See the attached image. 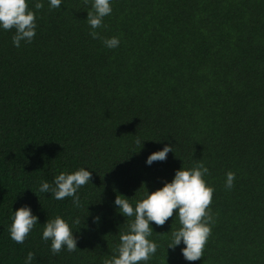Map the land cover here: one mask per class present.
<instances>
[{
    "label": "trees",
    "instance_id": "16d2710c",
    "mask_svg": "<svg viewBox=\"0 0 264 264\" xmlns=\"http://www.w3.org/2000/svg\"><path fill=\"white\" fill-rule=\"evenodd\" d=\"M26 2L31 43L14 46L15 29L0 26V264H25L29 252L32 264H103L134 221L116 196L135 209L199 162L214 189L203 257L185 260L183 242L168 249L181 227L174 214L150 225L157 251L140 264H264V0H110L99 39L87 23L94 0ZM112 37L120 43L109 49ZM165 146L166 160L148 165ZM80 168L92 179L79 207L39 191ZM25 206L38 221L18 244L10 228ZM56 216L76 251L53 255L42 239Z\"/></svg>",
    "mask_w": 264,
    "mask_h": 264
},
{
    "label": "clouds",
    "instance_id": "9594fccd",
    "mask_svg": "<svg viewBox=\"0 0 264 264\" xmlns=\"http://www.w3.org/2000/svg\"><path fill=\"white\" fill-rule=\"evenodd\" d=\"M88 0H85L87 4ZM61 0H50L52 8L60 7ZM36 10L44 7L40 0L34 5ZM93 11L87 15V23L93 29L89 35L93 39H99L95 29L102 27L105 16L112 12L110 0H94ZM36 14L29 10L26 0H0V26L4 30L15 29L12 37L14 46L19 47L20 42L31 43L36 35ZM119 38L112 37L104 40L109 49L119 46ZM137 144L140 140L137 139ZM173 147L165 146L162 151L152 153L146 163L151 165L154 161H165ZM208 169L203 162L197 163L191 169L181 168L175 173L170 183H165L161 189L151 194L146 193V198L136 204L135 209L128 198L117 195L115 205L119 213L124 217H134L128 225L126 232H121L120 243L116 249L118 255L106 258L103 264H140L147 262L157 251L158 245L150 241L153 229L150 226L155 224L163 227L165 223L178 214L181 227L172 232V241L168 249L175 250L183 242L185 247L181 250L185 260L195 262L203 257L204 247L208 237L211 235V213L208 211L213 197L214 189L206 184L204 176ZM92 173L84 168L72 172H61L54 178V186L48 182H42L40 192L51 193L56 200H63L66 197H73V204L80 206V198L77 195L78 189L89 183ZM235 180V173L229 171L226 174V188H232ZM99 218H95L98 220ZM38 218L34 216L29 207H21L14 212L13 223L10 228V237L18 244H22L28 234L37 224ZM95 222V221H94ZM75 223H79L77 219ZM44 241L51 240V251L53 255L59 254L66 247L69 252L77 250V239L74 236L69 224L60 216L48 220L43 227ZM35 255L29 252L25 264H32Z\"/></svg>",
    "mask_w": 264,
    "mask_h": 264
}]
</instances>
